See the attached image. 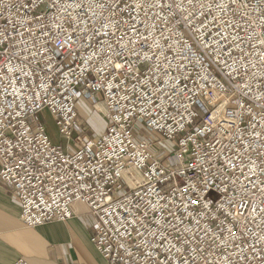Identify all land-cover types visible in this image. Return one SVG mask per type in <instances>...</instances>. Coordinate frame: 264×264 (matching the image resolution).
<instances>
[{
  "label": "built area",
  "instance_id": "1",
  "mask_svg": "<svg viewBox=\"0 0 264 264\" xmlns=\"http://www.w3.org/2000/svg\"><path fill=\"white\" fill-rule=\"evenodd\" d=\"M0 175L106 264H264V0H0Z\"/></svg>",
  "mask_w": 264,
  "mask_h": 264
},
{
  "label": "crops",
  "instance_id": "2",
  "mask_svg": "<svg viewBox=\"0 0 264 264\" xmlns=\"http://www.w3.org/2000/svg\"><path fill=\"white\" fill-rule=\"evenodd\" d=\"M89 104V100L80 98L77 111L88 123L90 132L99 135L107 128L108 118L91 113ZM95 222L91 214H77L67 221L29 227L22 220L12 186L0 175V264H12L19 259H27L30 264H106L92 241Z\"/></svg>",
  "mask_w": 264,
  "mask_h": 264
},
{
  "label": "rangeland",
  "instance_id": "3",
  "mask_svg": "<svg viewBox=\"0 0 264 264\" xmlns=\"http://www.w3.org/2000/svg\"><path fill=\"white\" fill-rule=\"evenodd\" d=\"M88 108H89V110H91V113L95 112V113H101L104 115V111L101 110L103 108L102 104L95 105V103H92L90 101ZM43 112H44L43 113V121L46 123L49 136L51 137L52 141H54L55 143H59L60 142L59 141V131H58V127L55 124V121H54L52 114L46 110ZM78 121L81 123V125H83L86 128V132L89 136H91V137L98 136V135H94L90 132L91 129H89L90 127H89L88 123L84 119H82V117H79ZM96 123H99V122L97 121ZM137 124H138V127L135 131L137 134L139 133L140 135L151 136V131L145 126V124H143L142 122H138ZM102 133H100V134H102ZM97 134H99V133H97ZM159 138H160V147H161V150L163 152L167 151L171 148H174L176 145L175 142L172 140H168V139L164 140L161 137H159Z\"/></svg>",
  "mask_w": 264,
  "mask_h": 264
}]
</instances>
